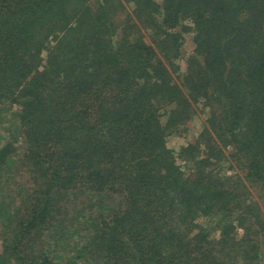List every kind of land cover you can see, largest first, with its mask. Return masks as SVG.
I'll use <instances>...</instances> for the list:
<instances>
[{
  "label": "trees",
  "instance_id": "obj_1",
  "mask_svg": "<svg viewBox=\"0 0 264 264\" xmlns=\"http://www.w3.org/2000/svg\"><path fill=\"white\" fill-rule=\"evenodd\" d=\"M8 110L0 264L264 258V0H0Z\"/></svg>",
  "mask_w": 264,
  "mask_h": 264
},
{
  "label": "rangeland",
  "instance_id": "obj_2",
  "mask_svg": "<svg viewBox=\"0 0 264 264\" xmlns=\"http://www.w3.org/2000/svg\"><path fill=\"white\" fill-rule=\"evenodd\" d=\"M127 10H131L132 6L130 4H127ZM178 30V29H176ZM147 40V36H146ZM148 41V40H147ZM194 45L192 43V35L191 34H183V41L180 47V54L179 57L176 59V64L179 65V70L184 71L186 67V59L188 55L191 54L192 49ZM193 113L190 115V117L176 126L174 130L171 131L170 135L167 137V145L171 147L174 150H178L181 145H184L186 143L192 142L196 139L198 134L201 132L204 122L206 120V117L208 115L209 107L207 105H204L203 102L199 103H193ZM15 123V117L13 116L12 111H7L0 117V141L5 142L7 141L6 137L7 134L5 132V129L8 131H15L16 127L13 125ZM17 146L20 145V143L16 144ZM18 151V150H17ZM232 161V160H230ZM231 167L229 173H231V169L236 168V170L239 167V164L235 161H232ZM7 170H0V175L2 176L3 173H5ZM238 173L242 174L239 170H237ZM18 179H15L13 181L12 188H16V182ZM7 188V187H6ZM252 196L254 199H258V194L256 191L252 192ZM12 197L9 198L8 201L12 202ZM3 213H6L5 211ZM262 241L264 243V236L262 237ZM240 264V262H239ZM257 264H264V258L257 263Z\"/></svg>",
  "mask_w": 264,
  "mask_h": 264
}]
</instances>
